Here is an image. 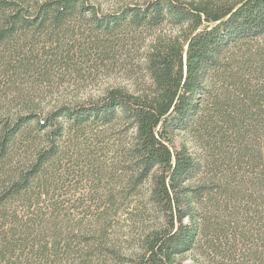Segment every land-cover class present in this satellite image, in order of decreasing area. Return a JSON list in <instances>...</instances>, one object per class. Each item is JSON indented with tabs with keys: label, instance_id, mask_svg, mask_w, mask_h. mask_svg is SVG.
<instances>
[{
	"label": "trees",
	"instance_id": "16d2710c",
	"mask_svg": "<svg viewBox=\"0 0 264 264\" xmlns=\"http://www.w3.org/2000/svg\"><path fill=\"white\" fill-rule=\"evenodd\" d=\"M163 23L147 91L47 94L80 41ZM67 157L102 189L63 195ZM0 264H264V0H0Z\"/></svg>",
	"mask_w": 264,
	"mask_h": 264
},
{
	"label": "rangeland",
	"instance_id": "374dc122",
	"mask_svg": "<svg viewBox=\"0 0 264 264\" xmlns=\"http://www.w3.org/2000/svg\"><path fill=\"white\" fill-rule=\"evenodd\" d=\"M110 4V3H107ZM175 28L169 24L163 23L156 28H141L132 33H126L122 37V43L112 39L108 44L110 48L101 50L92 48L88 39L78 43L79 53H76L72 60L67 61V65L59 72L56 71L57 78L60 81L55 89L47 94L57 95L64 93L67 96H76L78 98L96 97L103 94L110 87H122L130 92L140 94L147 91L150 87V81L144 70L145 54L150 43L157 37L173 35ZM118 38V37H117ZM77 51V46L71 53ZM81 52V53H80ZM114 127V128H113ZM112 128L107 130L111 140L121 135L124 130L119 123L113 124ZM122 139V138H121ZM94 146V145H92ZM106 149V148H105ZM105 149H94L95 155L103 157ZM101 154V156H100ZM74 159V160H72ZM81 159V158H80ZM75 161V158H66L63 165L70 168L71 175L61 187L63 195L71 194L74 190H101L103 181L98 182L92 179L91 172L83 170L86 160ZM85 163V164H84ZM85 171V172H84ZM75 183L72 188L70 184ZM76 192V191H75ZM130 210V208H128ZM124 219L114 225L115 234H118V243L126 248L132 247V240L140 232V228L148 225L152 221H147L148 216L144 215L145 220L140 221L142 216L129 214L124 211Z\"/></svg>",
	"mask_w": 264,
	"mask_h": 264
}]
</instances>
